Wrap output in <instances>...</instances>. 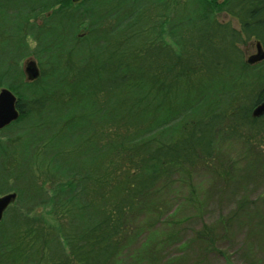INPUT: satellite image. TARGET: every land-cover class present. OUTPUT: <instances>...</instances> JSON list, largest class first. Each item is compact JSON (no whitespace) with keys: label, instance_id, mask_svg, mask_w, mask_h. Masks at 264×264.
<instances>
[{"label":"trees","instance_id":"obj_1","mask_svg":"<svg viewBox=\"0 0 264 264\" xmlns=\"http://www.w3.org/2000/svg\"><path fill=\"white\" fill-rule=\"evenodd\" d=\"M71 3V0H0V89L6 87L17 94L20 110L18 120L5 128L9 132L6 138L20 137L17 141L20 143L26 132L28 136L22 148L32 149L15 162L10 155L6 158L9 164L17 166L11 172L17 175L16 183L21 185L16 188L15 202L27 212L46 204L62 203L64 211L69 207L65 212L73 218L72 226L76 228L72 230L77 233L76 243L71 246L74 260L77 264H110L122 246L121 235L129 230L128 219L137 214L141 201L158 185L173 180L181 168L192 169L198 162L209 160L216 136L224 131L228 137L248 142L253 137L242 135L244 131L241 133L239 129L264 132V115L252 116L253 108L264 101V81L251 79L257 66L248 65L240 49V44L256 41L264 47V0H225L215 3L216 8L211 0H184L180 8L176 0H84L80 7ZM148 4L151 5L148 10L154 9L160 16L157 22L163 18L161 24L169 26L170 32L175 34L176 30L185 36L177 43L179 53L170 45L153 40L151 33L157 25L144 13ZM215 10L235 16L240 29L229 22L216 21ZM175 14L176 20L172 18ZM86 21L89 22L87 42L75 44V34ZM28 37L37 43L35 50L29 48ZM33 52L40 60L57 58L56 64L60 65H65L64 60L72 62V55L77 53V67L72 65L71 70L65 67L62 71H66L59 74L65 77L73 71L75 77L69 84L74 86L76 82L77 96L57 104L61 114L68 113L77 100V118L68 121V126L77 125V157L72 155V160L62 155L66 151L58 147L51 152L50 165L43 158L47 146L61 139L58 136L63 131L55 125L49 131L47 119L55 117L43 114L55 99L52 92L60 78L56 75L48 81L46 71L42 70L39 79L28 82L21 63ZM198 72L204 74L197 79L198 85L188 87L187 76ZM161 73L168 80L157 85L155 81ZM44 82L46 87H41L40 83ZM169 87L166 98L162 99V93ZM237 87L251 91L239 95L235 92ZM122 88L129 92L131 106L142 109L129 110L125 102L121 104L119 95L112 102L115 91ZM225 91L226 95L218 99L210 97ZM172 94L178 101L168 116L174 113L184 119L172 129L177 131L179 125L186 129L165 141L160 136L167 131L168 122L152 127L147 122L151 115L161 116L163 105L167 100L170 103ZM205 103L207 111L201 113ZM219 106L221 111H215ZM107 109L113 113L110 118L126 119V130L130 124L138 125L145 128L143 133L124 132L113 143L109 135L110 142L101 145L103 135L97 131L98 126H92V121ZM136 110L143 113L135 117ZM5 141L0 140V153L11 148ZM41 162L60 179V184L51 189L52 195L40 189L33 177V165ZM4 163L2 156L0 183L13 179L1 171ZM10 208L0 222V241L4 233H11L8 243L21 246L17 254L15 249L4 248L0 264H32L31 257L41 262L35 254H24L23 239L28 236L22 231L28 224L25 212L15 211L9 219ZM72 237L66 239L68 243ZM5 246L0 242V248ZM59 253L60 260L50 264H69L64 251Z\"/></svg>","mask_w":264,"mask_h":264},{"label":"rangeland","instance_id":"obj_2","mask_svg":"<svg viewBox=\"0 0 264 264\" xmlns=\"http://www.w3.org/2000/svg\"><path fill=\"white\" fill-rule=\"evenodd\" d=\"M71 1L74 7H80L84 0ZM176 1L180 8L184 0ZM224 1L211 0L213 6L215 3L217 5ZM149 6L151 5L148 4V8L144 13L149 20H152L157 25L155 32L151 33L154 37L153 40L156 43L168 44L179 53L180 49L177 43L185 36L176 30L175 34L172 31L170 32L169 26L161 24L164 21L163 18H160L157 22L160 16L154 9L148 10ZM214 7L216 8V6ZM174 9L175 6L173 5L172 10ZM215 13L216 21L221 23L229 22L232 27L240 29L239 20L235 16L223 10H215ZM177 17V14L174 17L172 16L175 20ZM88 23L86 21L79 27L78 32L75 34V44L87 42ZM148 31L150 30L148 29ZM257 42L259 41H256L254 44H252L253 42L248 43L249 45L240 44V49L244 52L246 63L250 56L257 53ZM27 44L31 50H35L37 45L31 37L27 38ZM28 60L36 61L40 70L46 71L45 78L48 81H50V78L54 79L56 75L57 78H60L55 90L52 92L56 94L55 99L47 105L43 114L45 115L44 117L47 114L50 115L49 117H55L47 119L49 131L53 129V125H55V128L63 131H60L61 135L58 136L61 139L52 141L49 148L47 146L43 153V158L47 159L46 164L50 165L48 160L52 156L51 152L58 147L63 148L62 152L66 151L62 155H68V159L72 160V155L77 157V135H75L77 133V125L71 123L72 125L68 126V121L69 118L73 120L77 118V100H74L76 104L68 113L61 114L57 110V104L62 99L69 102L75 99L74 95L77 96L76 82L74 86L69 84V81L75 77L73 71L72 73L68 72L69 76L63 77V75H59L66 70H71L72 65L77 67V53L72 55V62L64 60L63 63L65 65H60L56 64L57 58L56 61H50L49 57L40 60L39 56L33 52L21 63L23 72L25 62ZM249 65L253 67L257 66L255 71L251 73L255 77L251 79L257 78L264 81V59ZM65 67L66 70L63 72L62 70ZM203 75L202 72H198L197 74L187 76L186 84L191 88L197 86V79L201 76L203 77ZM251 79H247L246 81L250 82ZM167 80L168 77L161 73L157 76L155 82L158 85ZM40 86L46 87L45 82L40 83ZM170 88H167L162 93V99L166 98L167 91ZM251 88L255 90L253 86ZM236 90L235 92L239 93V95L251 91L250 88L245 87H237ZM173 91L174 89L171 92ZM115 92L117 94L112 99V102L119 95L122 98L121 104L125 102L129 110L142 109L140 106V108H133L131 106L128 99V91L122 88ZM226 93L225 91L219 95L217 92L216 96L210 97L218 99L220 98L219 96L226 95ZM174 96L175 94H172L171 98ZM184 96L187 99V94ZM184 96H182V99H184ZM239 98L241 99V97ZM172 100L170 103L167 100L166 104L163 105L164 110L160 112V117L151 115L152 118L147 122L148 127L168 122L167 126L169 127L166 128L167 131L162 134V137L159 134L160 139L165 141H169L170 136H179L186 129L182 128L183 125H179L177 131L172 129L174 125L184 122V119L175 116L174 113L168 116L169 111L174 110L173 106L178 101L176 98H172ZM220 107L215 108V111H221ZM95 108L96 105L94 106V110ZM207 108L208 106L205 103L201 109V113H205ZM108 110L102 114L103 116H96L95 122L94 120L92 121V126L94 128L98 126L97 131H100L103 135L100 142L101 145H106L110 142L107 137L109 135L113 143L119 140L117 137L121 136L124 132L140 134V131L143 133L145 128L138 125L132 127L133 125L130 124L128 125V130H126V119L123 120V118L118 117L110 118L113 113L112 111L108 112ZM165 110L166 112H164ZM141 113H143L142 110L133 112L135 117ZM192 117L195 118L193 115ZM31 118L35 117L31 116ZM108 118L111 121H107ZM171 119L175 120L169 122ZM156 131L157 129L154 132ZM239 131H244L243 133L241 132L242 135L245 134L246 136L253 137L252 142L245 141L243 138L228 137V134H225L224 131L216 136L213 155L209 160L198 162L192 169L181 168L177 171L173 180L161 183L153 193L141 201V209H139L137 214L128 219L130 222L129 230L121 235L122 246L110 264H264V132L262 129H239ZM72 133H74V138L72 137ZM8 136L9 132L5 128L0 130V140H6L5 142L11 148L13 147V151H10L11 148L8 150V152L10 151L9 154L8 152L0 153V157L3 156L5 162L1 171L5 175H12L13 179L0 183L3 186L0 196L16 192L17 186H21L20 183H16L17 175L13 176L11 172V169L13 168L14 172V168L16 169L17 166L9 164V159L6 158V155H10V158L15 162L19 156L28 155L32 152V149L29 147L26 149L22 148L23 143L27 140L26 137L28 135L26 132H23V138L20 139V143L17 142L20 137L12 136L11 139H7L6 137ZM75 162L77 164V158ZM33 167L32 173L34 175H32L37 181V185L39 184L40 189L48 191V194L52 195L53 191L51 189L60 184V179L51 174L48 166L44 167L42 162L40 164L35 163ZM34 192L36 193L35 189L33 190ZM73 206L70 209H73ZM105 206H109V202ZM10 207L11 213L8 214L9 219L12 218V214L15 211L25 212L24 215L28 224L22 231L25 233L24 235L28 233V236L23 239L24 246L26 247V253L24 254H30V256L35 254L38 259H42L40 262V260H33L34 257L33 259L31 257L32 264H50L52 261L60 260V257H62L59 253L60 251H64L63 255L69 257V264H77L71 252V246L76 243L77 233H73L72 230L76 228V226H72L73 218L66 213L69 207L65 209L66 212L62 203L52 206L49 204L38 206L30 210L31 212L23 210L22 206L17 202H14ZM4 234L7 237L2 236L3 240L0 242L6 246L0 248L1 258L4 248L15 249L17 252L14 254H17L18 248L21 246L9 244L8 235L11 233ZM69 236H73L71 243H68L66 240ZM18 237H21V235Z\"/></svg>","mask_w":264,"mask_h":264},{"label":"water","instance_id":"obj_3","mask_svg":"<svg viewBox=\"0 0 264 264\" xmlns=\"http://www.w3.org/2000/svg\"><path fill=\"white\" fill-rule=\"evenodd\" d=\"M74 2L80 0H73ZM257 53L250 56L247 63L255 64L257 61L264 59V49L260 42L256 44ZM24 74L26 80L29 82L37 80L41 76V71L34 60H28L24 65ZM17 96L8 88L0 89V130L9 126L11 123L18 120L20 116V110L17 106ZM264 114V101L258 104L253 110V116L259 117ZM17 193L10 192L3 196H0V221L3 219L7 209L16 201Z\"/></svg>","mask_w":264,"mask_h":264}]
</instances>
